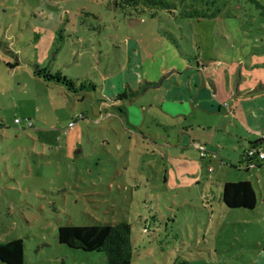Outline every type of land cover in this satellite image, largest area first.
Wrapping results in <instances>:
<instances>
[{
    "label": "rangeland",
    "instance_id": "374dc122",
    "mask_svg": "<svg viewBox=\"0 0 264 264\" xmlns=\"http://www.w3.org/2000/svg\"><path fill=\"white\" fill-rule=\"evenodd\" d=\"M114 1L0 0V244L22 239L25 264H108L103 253L60 245L58 229L125 222L132 227L135 264H264V170L248 174L224 160L242 155L238 140L224 134L221 150L202 144L210 151L202 157L191 140L143 138L121 108L112 107L129 82L127 74L98 82L99 72L107 76L110 67L124 72L130 41L145 57H156L147 68L150 79L135 91L172 76L171 47L178 57L192 60L205 52L210 58V33L203 35L200 52L189 46L197 40V27L213 29L211 37L224 36L232 47L244 44L264 54V15L251 0H187L178 3L176 13L194 8L220 14L199 23L176 21L162 10L163 20L136 28ZM16 57L20 65L8 67ZM231 57L225 51L220 58L226 63ZM35 66L76 87L97 89L74 94L62 83L34 76ZM149 110L159 112L156 106ZM16 119L22 123L16 125ZM146 121L144 131L155 126L149 117ZM236 123L230 130L246 136L243 124ZM245 179L256 191V209H228L220 184Z\"/></svg>",
    "mask_w": 264,
    "mask_h": 264
},
{
    "label": "crops",
    "instance_id": "0c3cea01",
    "mask_svg": "<svg viewBox=\"0 0 264 264\" xmlns=\"http://www.w3.org/2000/svg\"><path fill=\"white\" fill-rule=\"evenodd\" d=\"M140 23L142 22H136L132 25L138 28ZM197 28V40L190 46L194 51L200 52L203 49V35L209 36L210 33V47L212 49L210 58H206L205 52H203L202 56L199 55L192 61L181 54L178 57L171 47L169 63H173L170 73L172 76L163 75L160 79L162 82L165 79L162 87L123 101L120 106L131 129L138 132L143 138L191 140V142L209 147L213 146L214 150H216L215 148L221 150L222 145L220 144L222 140H225L224 134H228L231 139L238 140L236 142L240 145L239 150L242 148L243 152L249 143L256 142L261 135H264V54L254 53L244 44L240 47H232L229 41L225 44L219 43L214 36L211 37V33L214 32L213 29L209 32L207 28ZM98 40L107 39L101 37ZM129 47V53L131 55L132 52V56L129 57L125 69H123L124 72H110L112 69L110 67L107 76L102 75L101 71L99 72L98 82L112 83L118 76H123V73H126L129 82L123 85V92H127L129 89L132 90L131 92H136L135 90L142 80L150 79L147 68L150 65L153 66L156 57L153 56L152 59L145 57V52L143 50L138 51L133 41L129 42ZM180 48L183 50L181 44ZM238 49L245 57L238 56L236 53L239 51ZM225 51L232 55L226 63L220 58ZM248 58H250L249 61H247ZM131 73L136 77L135 80H133ZM163 86L164 89H162ZM111 88L116 89L114 86ZM103 90L107 93L106 87L103 86ZM157 94L160 95L158 98L151 99L152 96L150 95ZM105 96L106 94L103 97L108 98ZM224 102H229L228 106H224ZM154 106L159 110V112L155 111L157 115H151L152 112L149 110ZM103 109H106V104L103 105ZM160 115L164 119L157 117ZM148 117L155 126L144 131ZM175 121L182 122L176 126ZM236 121H240L245 127L246 136L230 130L237 125ZM160 128L165 130L170 128L174 132L165 133ZM240 153L236 156L235 161L225 158L224 160L239 168ZM223 163L221 162V164ZM251 170L261 171L254 167ZM191 176L196 178L195 175ZM196 182V185H199L201 179L197 178Z\"/></svg>",
    "mask_w": 264,
    "mask_h": 264
},
{
    "label": "trees",
    "instance_id": "16d2710c",
    "mask_svg": "<svg viewBox=\"0 0 264 264\" xmlns=\"http://www.w3.org/2000/svg\"><path fill=\"white\" fill-rule=\"evenodd\" d=\"M187 0H116L114 1V7L116 10H121L123 13H127L128 21L131 25L136 22H146L163 20V14L160 11H166L176 21L178 20H197L202 21L206 19L217 18L220 11H211L210 9H186L180 13H176L178 6L182 3L185 4ZM256 7L261 10V15H264V5L261 0H251ZM179 3V5H178ZM181 6V5H180ZM95 18V17H94ZM96 19V18H95ZM100 29H107L106 26H101ZM106 31V30H105ZM165 33L173 38L170 32ZM184 37V36H183ZM224 36L216 37L219 43L225 44L222 40ZM186 40V37H184ZM187 41V40H186ZM190 46V45H189ZM191 48V46H190ZM191 56V55H190ZM189 56V57H190ZM19 60L16 57L15 63L8 64V67L15 68L19 66ZM34 76L40 80L44 79L46 82L62 83L65 85L70 92L77 94L79 91L96 90L97 87L90 84L85 86L84 83L76 87L66 77L57 73L55 76H51L47 68L35 66ZM162 81L158 83L147 82L136 92H122L116 96V100H113V108H121L117 106V103L135 98L145 90L151 88H158ZM86 96L83 97V99ZM103 100L101 108L104 104L108 103V98L100 97ZM112 100V99H110ZM100 101V99H99ZM122 113L124 111L120 109ZM85 117L83 114L80 115L79 119L83 120ZM30 124V120L27 121ZM16 124V123H15ZM17 125V124H16ZM264 143V139H258L256 142L249 143L246 149L241 155L239 166L248 165L264 170V164L258 159L257 155L250 157L248 155L249 150H259L260 145ZM262 166L263 168H259ZM240 169V167L238 168ZM253 168H247V173ZM213 185H218L213 183ZM222 189L220 194L221 202L231 210H255L258 205L257 194L253 187V184L249 180H243L239 182H226L220 184ZM58 241L60 245L66 246L72 250H79L85 253H103L107 258L108 264H135V247L133 243L132 227L129 223H119L116 225H90V226H75L68 225L62 226L58 229ZM25 243L22 239H16L6 244H0V263L1 264H25Z\"/></svg>",
    "mask_w": 264,
    "mask_h": 264
},
{
    "label": "built area",
    "instance_id": "2783aa9c",
    "mask_svg": "<svg viewBox=\"0 0 264 264\" xmlns=\"http://www.w3.org/2000/svg\"><path fill=\"white\" fill-rule=\"evenodd\" d=\"M228 103L229 102H224L223 105L224 106H228ZM15 123L17 125L21 124L22 121L20 119H16L15 120ZM74 126V123H70L69 124V128H72ZM261 138L264 139V135H261ZM195 148L198 149V151L200 152L201 156L202 157H207L209 154H210V151L207 149V146H204L202 144H195ZM248 155L250 157H254V155H257V159L262 163L264 164V144L260 145L259 147V150L257 152V150H249L248 152ZM212 157H216V155L214 153L211 154ZM247 168H253V166H248L247 164L246 165H243V166H240V169H247Z\"/></svg>",
    "mask_w": 264,
    "mask_h": 264
}]
</instances>
